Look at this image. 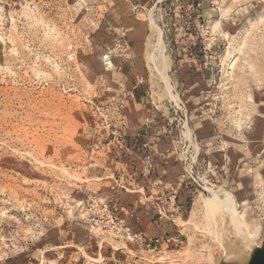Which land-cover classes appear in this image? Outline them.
<instances>
[{
    "label": "rangeland",
    "instance_id": "rangeland-1",
    "mask_svg": "<svg viewBox=\"0 0 264 264\" xmlns=\"http://www.w3.org/2000/svg\"><path fill=\"white\" fill-rule=\"evenodd\" d=\"M209 185L263 246L264 0H0V264H213Z\"/></svg>",
    "mask_w": 264,
    "mask_h": 264
},
{
    "label": "bare ground",
    "instance_id": "bare-ground-1",
    "mask_svg": "<svg viewBox=\"0 0 264 264\" xmlns=\"http://www.w3.org/2000/svg\"><path fill=\"white\" fill-rule=\"evenodd\" d=\"M228 12L229 9L227 8L222 10L223 14ZM158 42H160V39ZM205 191L208 196L201 195L200 203L204 211V221L207 223V229L218 225L219 230H221L224 224L222 218L224 214L236 234L233 242L227 240L224 242L221 239V248L224 253L217 254L213 264H247L253 251L259 248V245L254 244L252 241L256 238V233L249 228L243 214L237 213L233 197L227 190L219 186L209 185L205 188Z\"/></svg>",
    "mask_w": 264,
    "mask_h": 264
},
{
    "label": "built area",
    "instance_id": "built-area-1",
    "mask_svg": "<svg viewBox=\"0 0 264 264\" xmlns=\"http://www.w3.org/2000/svg\"><path fill=\"white\" fill-rule=\"evenodd\" d=\"M123 101L117 103V110L121 114ZM122 120V116L120 117ZM80 215L82 222L91 230L108 232L114 237H125L130 240V229L127 222L130 215L121 214V210L109 200L100 196L90 197L84 204L80 205ZM181 240L175 242V246H180Z\"/></svg>",
    "mask_w": 264,
    "mask_h": 264
},
{
    "label": "water",
    "instance_id": "water-1",
    "mask_svg": "<svg viewBox=\"0 0 264 264\" xmlns=\"http://www.w3.org/2000/svg\"><path fill=\"white\" fill-rule=\"evenodd\" d=\"M247 264H264V245L253 251Z\"/></svg>",
    "mask_w": 264,
    "mask_h": 264
},
{
    "label": "crops",
    "instance_id": "crops-1",
    "mask_svg": "<svg viewBox=\"0 0 264 264\" xmlns=\"http://www.w3.org/2000/svg\"><path fill=\"white\" fill-rule=\"evenodd\" d=\"M140 190H141V189H136V192H137V191L139 192Z\"/></svg>",
    "mask_w": 264,
    "mask_h": 264
}]
</instances>
